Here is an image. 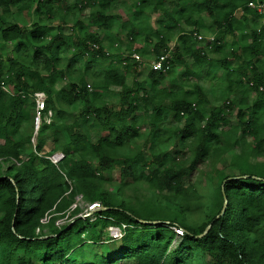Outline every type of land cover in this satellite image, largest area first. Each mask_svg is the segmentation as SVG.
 I'll list each match as a JSON object with an SVG mask.
<instances>
[{"label": "trees", "instance_id": "16d2710c", "mask_svg": "<svg viewBox=\"0 0 264 264\" xmlns=\"http://www.w3.org/2000/svg\"><path fill=\"white\" fill-rule=\"evenodd\" d=\"M74 1L77 6H96L97 25L108 28L113 16L105 12L115 0ZM250 1L263 0H176L173 15L164 12L163 0L152 4L134 0L137 25L129 21L122 24L129 39L125 47L129 54L140 50L136 38L142 32L147 40L154 36L152 50L159 53L176 30L173 59L176 65L186 67L188 74L205 66L221 69L222 86L228 96L220 106L207 109V95L200 84H192L191 90L162 87L160 81L166 76L162 70H150L148 81L132 77L128 83L139 63L135 59L124 65L120 60L114 63L106 57L100 36L86 32L80 20L75 21L73 29L82 37L76 38L69 65L60 68V54L70 50L68 42L73 41L72 36L61 32L51 34L49 27L39 21L32 23L25 36L20 24L6 23L2 15L11 7L18 14L27 11L34 0H0V84L11 83L14 89L9 94L0 88V264H164L176 237L171 226L183 230L174 251L187 247L184 261L192 257L193 251L188 250L193 246L209 257L207 264H264V161L249 159L264 158V25L260 22L261 13L248 6ZM51 4L52 0H37L36 11L45 8L47 16H51ZM150 5L153 12L171 15L182 26L160 21L158 29L151 31L143 15ZM204 14L210 24L204 20ZM60 21L65 22L63 18ZM204 30L213 35L214 43L208 52L197 46L194 39V34ZM232 34L238 37L231 44L233 50L227 51L222 43ZM8 42H15L21 48L29 45L32 63L43 56L49 73L40 74L8 57V71L3 77L2 49ZM230 58L238 65L230 66ZM76 61H82L83 68L77 81H72L67 78ZM103 62L107 65L102 67ZM96 65L100 69H94ZM55 74L67 79L59 88L55 86ZM110 86L119 88L118 109L109 107L100 95L90 92L101 94ZM247 90L254 93L250 104H247ZM35 91L45 93L44 110H52L55 118L41 124L33 149L32 135L28 128L22 129L21 120L28 115L24 106ZM138 99L150 106L151 131L168 111L176 121L183 120V125L171 134L184 140L194 138L196 146L187 165L178 164L177 160L161 162L162 153L154 151L152 158L147 159L144 150H124L125 140L138 134L137 123L130 120L140 109ZM78 102L83 105L72 122L58 123L62 110ZM234 104L239 106V122L224 129L229 120L223 108ZM89 128L98 134L94 142L88 140ZM47 130L53 132L52 152L64 153L58 166L46 158L48 154L41 153ZM237 132L241 133L240 137H236ZM230 133L233 136L229 142ZM246 136L251 137L250 143ZM244 141L249 143V151L233 154L231 158L238 173L217 174L218 184L212 195L199 205L202 219H193L188 196L191 191L195 193V188L184 186L182 178L209 152L220 148L224 151ZM147 169L150 170L146 172ZM112 170L118 172L121 180L128 177L138 184L142 179L145 198L130 201L119 194L120 188L115 192L105 188L100 176ZM77 195L87 203L99 202L101 209L84 218L78 216L80 209L76 206L71 209ZM224 196L226 208L216 218ZM70 209L75 216L71 222L55 225ZM45 216L49 217L48 221L41 223ZM138 219L158 222L149 225ZM209 223L208 231L198 237ZM121 224L126 225L123 236L111 238L108 227Z\"/></svg>", "mask_w": 264, "mask_h": 264}, {"label": "rangeland", "instance_id": "374dc122", "mask_svg": "<svg viewBox=\"0 0 264 264\" xmlns=\"http://www.w3.org/2000/svg\"><path fill=\"white\" fill-rule=\"evenodd\" d=\"M147 1L150 4L155 2V0ZM175 1L176 0H163L162 7L164 12L166 11L168 13H173L174 15V11L176 10V7L174 5ZM36 3L37 0H34L29 10L22 11L19 14L15 13L14 7H11V10L2 16L4 19H6V23L16 22L20 24L26 31L25 36L28 34V31L32 29V23H35L37 21L41 22V24L43 25H47L50 29L51 34L61 32L66 35H71L73 41L68 42L70 50L62 51L60 54V57L62 58L59 63V67L62 69H66V67L70 63V59L73 54L72 51L75 44L77 43L76 38L82 37L80 33L78 34L76 29H73L75 21L80 20L84 23L83 29L86 32H95L100 36V44L104 48V53L108 55L106 57L112 58L114 63L120 60L124 65L125 63L133 62L132 59H135L139 63L136 66L135 75L128 77V83H130L133 78H136L139 81H148L149 71H159L160 69H154L153 65L156 63L157 59L160 56H164L167 65L162 71L166 73V76L160 81V86L175 90L179 88L191 90L192 84L198 83L204 88L207 95V109L220 106L228 96V93L224 91V88L222 86L223 77L221 69L213 67L208 68L205 66L201 67L194 74H188L186 67L176 65L175 60L173 62L176 35L178 33L176 30L172 36V40L168 42L166 48L161 49L159 53H154V51L152 50V43L156 41L155 38H153L154 36H150L149 40H147L146 33L144 32H142L136 38V43L139 44L140 50L138 52L134 51L132 54H129V52H127L125 47L128 44L129 39L126 34V29L122 26V24L123 22L129 21L132 24L137 25L138 19L133 12L136 6V4H134V0H115L114 2H112L109 9L105 12V14L113 16V18L108 23V28H102L97 25L95 12L98 8L96 6H77L75 5L74 0H52L51 16H47L45 8L36 11ZM158 13L159 12H153L152 5L147 7L143 12L144 17L147 19L146 24L151 29V31L158 29L160 21L167 23L170 26L173 25V23H179L175 22L173 16L171 15H166L162 12L160 14ZM62 18L65 22L60 23V20ZM203 18L208 22V24H210V19L206 14L203 15ZM181 23L182 22L179 23L180 26H182ZM212 37L213 35L209 30L200 31L199 33L194 34V39L197 46L202 47L207 52L211 50V46L214 43ZM237 37L238 36L236 34L228 35L222 43L224 44V49H226L227 51L233 50V46L231 44L237 39ZM1 41L2 39L0 34V45L2 44ZM26 47L27 48H23V46L22 48L20 46L17 47L15 42H8L4 44V48L2 49L4 60L2 71L3 77L7 75L8 57H12L19 62L28 65L31 70H37L40 74H45L46 72L49 73L44 66V57L40 56V58L38 57L36 61L32 63V60L30 59L32 48L29 47V45H26ZM91 47L97 48V45H91ZM236 52L238 54L240 53L238 49L236 50ZM186 60L190 62V58H186ZM82 64V61H76L71 66V75L67 79L77 81L78 75L82 73ZM229 64L233 67L235 65H238V62L235 59L230 58ZM106 65L107 62L102 63V67ZM94 69H100V67L96 65ZM67 79H63L55 74V86L57 88L63 86ZM86 80L90 85V79L87 77ZM1 88L8 93L14 92L11 83H2ZM118 90V87L110 86L108 91L101 92V94H99L97 91L92 90L90 92L94 95H100L103 99H105L109 107L118 109ZM253 97L254 93L248 92L246 96L247 104H250L252 102ZM138 101L140 103V109L132 115L133 118H130V120L134 119L137 123L138 134L131 137L130 139L125 140L124 150H144V154L147 159L152 158V152L154 151V153L156 154L162 153L161 162L166 163V161H168V163H171L177 160L178 164L187 165L190 162V159L194 152V148L196 146L194 138L190 137L184 140L171 134L172 130L183 125V120L176 121L173 118V113L171 111H168L166 113V116L160 120L158 127L151 131L149 127L150 106L148 104H144L140 99H138ZM31 103H34V101L32 95H29L24 106V108L28 111V115L22 118L21 127L22 129L28 128L27 132L31 133V142L34 149V146L38 139L40 126L43 123V119L39 125L37 132H35V104L34 106H32ZM82 105L83 104L81 102H78L71 108H64V110H62L61 117L57 118L58 123L72 122L73 117L80 112ZM238 107L239 106L235 104L229 107L224 106L223 111L229 120V124L227 126H224V129H228L229 125L238 124ZM243 109H245V106H243ZM49 111L51 113L50 116ZM43 114L49 116L50 121L55 118L52 110H46V112L44 110ZM91 119L92 118H89V120ZM86 133L89 141L94 142L97 140L98 134L93 128H89ZM240 134V132H237L236 137H240ZM232 136L233 134L230 133L229 142L231 141ZM44 137L45 145L41 153L46 155L48 154L47 156H49L55 153L52 152V148L55 146L53 132L47 130ZM245 139L247 140V142L251 141L250 136H246ZM247 142L244 141L241 145L239 144L236 146H232L231 148L224 151L220 148L219 150L215 149L213 153L209 152V154L200 159L195 168L188 175L182 178L184 186H193L195 188V193L191 191L189 193L190 195L188 194V199L191 204L190 210L193 219H196L197 221H200V219H202L203 214L200 212L199 205H201L205 200H208L212 195V189H214L218 184L217 174L219 172H223L227 175H235L238 173L237 168L232 166L231 164V158L233 154L249 151L250 142ZM249 159L251 160V162H256L259 160L264 161V158L262 157L257 158L253 156ZM5 165L6 164H2L3 167ZM155 165L157 166V164ZM149 170L150 169H147L146 172ZM100 177L103 180L102 185L105 188H107L111 192H115L118 188H120L119 194L125 199L128 198L130 201H134L137 198H145V185L142 179H140L141 183L138 184L133 183L131 178L128 177L121 180L118 172L115 170L110 171L109 174H102ZM140 202L141 201H138V203ZM86 203V200L82 198L81 195H77L75 197V206L80 209L78 215H83V218L85 217V209H87ZM75 206L71 207L74 208ZM74 217L75 216L72 215L70 209L65 214H63L61 218L57 219V223L55 222V225L62 226L70 223ZM107 233L109 232L107 231ZM180 239L181 235L176 236L173 239V242L165 255L164 264H172L173 262H175L176 264H207V260L209 259V257H205L200 249L193 248V246L188 250V252L190 250L193 251L192 257L190 258V260L184 261V254L187 250V247H183L177 251H174Z\"/></svg>", "mask_w": 264, "mask_h": 264}, {"label": "built area", "instance_id": "2783aa9c", "mask_svg": "<svg viewBox=\"0 0 264 264\" xmlns=\"http://www.w3.org/2000/svg\"><path fill=\"white\" fill-rule=\"evenodd\" d=\"M248 6L251 8H255L259 13H261L262 15L261 23L264 25V0L263 1H250L248 3ZM163 62L166 63V60L164 59V56H160L157 59L156 63L153 65V68L163 70L164 69ZM1 87H2V83L0 84V88ZM9 94H13V92ZM31 95L33 97V101L35 104V121H34L35 126L34 127H35V132H37L42 119H43V122L50 123L49 116L51 113L49 111V116L43 114L44 109H45V100H46V95L43 91H35ZM46 158L53 165L58 166L60 162L62 161V159L64 158V154L62 152H55L49 156H46ZM72 206H75V203L72 204ZM86 206H87V209H85V216H88L92 214L94 211L101 209L99 202L86 203ZM71 209L73 208L71 207ZM78 216H83V215L79 214ZM48 218H49L48 216H45L44 218L40 220V222L46 223L48 221ZM125 228H126L125 224H121L120 226H109L108 232H109L110 237H112L113 239H120L125 232ZM171 228L176 233V236L182 235L183 230L181 228L177 226H171Z\"/></svg>", "mask_w": 264, "mask_h": 264}, {"label": "water", "instance_id": "95a60500", "mask_svg": "<svg viewBox=\"0 0 264 264\" xmlns=\"http://www.w3.org/2000/svg\"><path fill=\"white\" fill-rule=\"evenodd\" d=\"M221 187H222V188H221V189H222V193L224 194V192H223V184H222ZM223 198H224V201H223V205H222L221 211H220V213L216 216V218H218L220 215H222V214L224 213L225 208H226V205H227V199H226L225 196H224ZM138 221H139L140 223L149 224V225H154V224H156V223L158 222V221H155V220L146 221V220H142V219H138ZM210 226H211V223H209V224L206 226V228H205V230L203 231V233H201L200 235H198V237L204 235V234L208 231V229L210 228Z\"/></svg>", "mask_w": 264, "mask_h": 264}]
</instances>
